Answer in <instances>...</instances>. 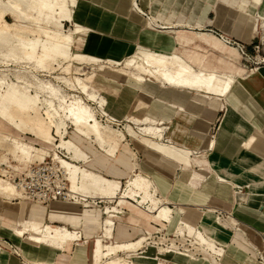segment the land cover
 Instances as JSON below:
<instances>
[{"label":"crops","instance_id":"0c3cea01","mask_svg":"<svg viewBox=\"0 0 264 264\" xmlns=\"http://www.w3.org/2000/svg\"><path fill=\"white\" fill-rule=\"evenodd\" d=\"M76 7L72 27L77 24L83 31L75 36L74 52L101 62L122 63L142 46L178 54L197 67L203 66L204 57L215 55L226 59L227 67L234 72L233 59L241 55L236 48L221 43L220 36L244 45L249 58L238 66L240 74L221 97L166 85L158 87L159 94L152 93L145 87L146 81L138 82L118 71L97 74L93 87L105 96L113 112L123 118L137 105H147L144 116L169 124L165 127L169 144L160 142L163 137L151 136L146 139L148 144L136 143L134 139L138 138L125 131L117 144L99 141L87 146V170L99 177L87 179L82 186L90 189L88 194L109 200L120 192L119 199L127 200L125 207L119 206L123 211L120 215H115V207L104 212L101 206L92 204L94 200L90 206L77 201L42 206L0 197V264L171 262L173 256L162 258L159 252L164 245L144 244V240L160 229L172 234L182 217L201 225L218 241L238 240L244 248L254 243V249L264 255V0H78ZM144 118L159 128L155 120ZM215 127L217 132L210 138L209 132ZM12 132L11 136H21L14 128ZM138 175L149 179L151 198L171 210L170 220L156 219L158 212L151 201H144L134 187V199L122 198L129 181ZM232 186L250 188L244 203H236ZM216 210L229 213L228 219L217 221L213 214ZM34 218L78 232L80 239L63 248L32 243L28 234L20 235L18 230ZM236 222L250 229L247 237L242 229L235 228ZM185 225L187 222L178 228V234L188 228ZM199 233L214 250L201 252L210 262H218L213 257L216 250L212 240ZM96 238L106 247L124 248L115 249L114 254L96 263L92 257ZM138 242L140 247H127ZM238 249L231 246V264H250L251 259Z\"/></svg>","mask_w":264,"mask_h":264},{"label":"rangeland","instance_id":"374dc122","mask_svg":"<svg viewBox=\"0 0 264 264\" xmlns=\"http://www.w3.org/2000/svg\"><path fill=\"white\" fill-rule=\"evenodd\" d=\"M8 0H2L1 2L6 4ZM8 3V2H7ZM67 3V11H64L60 15L57 14L58 11L55 9V13L50 17L49 23H34L33 20H23L19 21L16 18H13L11 12H9V8H6L8 11H6L5 20L8 24H23L30 28H35L37 25L41 26L45 30H49L50 34H57L58 32L62 34H72L75 42V36H79V34L83 31V28L79 25H75V29L72 27V21L74 20L73 12L76 10V6L78 5V0H75L73 3L70 0H66ZM135 2H133L134 7ZM8 6V4H6ZM25 6V5H24ZM23 6V7H24ZM9 7V6H8ZM24 10L26 8L24 7ZM36 11L33 12L35 14ZM0 24H5V21L0 22ZM29 25V26H28ZM78 30V32H76ZM43 35V34H42ZM11 38V37H9ZM42 43L48 41L47 38L42 36L41 38ZM221 43L226 44L224 41L221 40ZM72 45H70L67 49H61L58 47H53L50 44H48V51L44 54L43 49L39 48L38 52L40 55L44 54L45 58V64L41 66H33L25 63V60H20L17 64L12 62L10 60L11 58H7L0 55V74L1 77L3 76L2 73H4V76L6 77V82L9 83L12 87H14L16 84L18 87H25L28 91H24L25 98L27 102L31 103L33 107L37 110L38 114L46 118V115L44 116V112L46 111V100L52 101L54 104V110L52 111V114L54 115L53 121L55 124L59 125L60 128V135L56 134V129L51 127L50 130V139L47 141L37 135V133L34 131V129L31 128V126L26 125L23 123V120L19 115H13L8 109V111L2 116L0 114V179L1 187H3L4 181L5 184H12L15 186V183H17L18 179L20 177V172L23 170V168L26 165L29 164H37V163H43V162H52L56 165L59 163V161L64 160L71 166H77L80 169V181L77 184L78 192L80 196H74V199L82 204H88L90 206V201L94 200L97 202H100V206L102 207L103 211H106L107 208H114L117 203H119L120 207H125L126 201L122 202L120 198V192L117 193L116 198L113 200H109L107 198H101L96 194H88L90 189L88 188V191L82 184L87 182V179L98 176L96 174H93L91 171L87 170V166L90 165L87 161V153L86 151H90V149L87 148V146L91 145L92 142L94 144L99 143L96 136H93L92 134H85L82 130L74 126L71 120V116L66 110L67 105L72 100L71 97H77L81 99L85 104L90 106L91 110L94 112L96 119L98 120L100 127L102 129L110 130L113 134H123V132H128V126H131L130 128L134 133H129V135L134 136L137 139H134L135 142L142 141V143L148 144L146 139L148 137L144 135H140L139 128H141V125H132V121L134 118H144L149 117L152 120L156 121V125L159 128L163 129V139L160 141L163 144H169L165 139V134H167V129L165 127H169V124H164L162 120L156 119L154 117H151L149 115L144 116V114H147V105L145 104H139L136 106L135 111L131 113L130 115H126L122 118V116H118L115 112H113L111 109L110 104L108 103V100L105 98V96L100 95L98 91H96L93 87V80L97 74H100L102 72L106 71H118L124 75L132 77L134 80L138 82H145V87L151 89L150 92L158 94L160 93L158 91V87H160L161 84L155 83L152 78H149L147 75H143L144 79H139L135 76L138 75L137 71L135 70V65L138 62H142V59L144 56L147 55H160L166 59H172V58H179L186 62H188L191 66H193L196 70L200 69H207V70H214L217 73L224 74L226 76H231L233 78H236L237 74L239 73L238 66H242L244 63L243 57L240 56L236 59H233L235 62L236 70L234 72H231V70L226 65V59L216 57L214 56H207L204 57L203 66L197 67L196 65L191 64L186 58L181 57L178 54L174 53H168L164 51H156L147 49L145 47H140L131 57L126 59L124 62H115V61H106L101 62L99 59L91 56H87L78 52H74L76 49ZM75 45V44H74ZM227 45V44H226ZM1 51V50H0ZM4 51L7 52L5 49L2 50V53L4 54ZM1 53V52H0ZM1 53V54H2ZM82 55V58H72V55ZM1 58L7 59V63H4V60L2 61ZM12 63H10L9 61ZM134 60V62L131 65H126L127 61ZM3 62V63H2ZM10 64H9V63ZM20 62H24L21 63ZM27 64V65H26ZM29 65V66H28ZM233 69V68H231ZM7 70V71H5ZM239 70V71H238ZM17 71L20 74L19 76L22 77V79L18 80L16 79ZM6 74V75H5ZM34 77V78H33ZM81 78V85L76 84L75 78ZM37 79L45 82H52L55 87H58L60 89V94L66 96V100L64 102H59L56 97L51 96L50 94H47L45 92H42L37 87ZM154 82V83H153ZM15 83V84H14ZM153 83V84H152ZM155 84V85H154ZM14 85V86H13ZM84 85H86V88L84 90ZM163 86V85H162ZM16 87V86H15ZM24 88V89H25ZM15 90V89H14ZM155 90V91H154ZM3 91L2 85H0V92ZM22 92V93H23ZM3 93V92H2ZM21 93V94H22ZM24 95V94H23ZM203 95L206 96L204 93ZM158 96V95H157ZM156 96V97H157ZM155 97V96H154ZM155 97V98H156ZM16 100H13L12 103H15ZM142 110V111H141ZM146 110V111H145ZM43 114V115H42ZM105 114L110 115L111 117L122 121L123 123L120 125H112L105 119ZM132 116V117H131ZM49 121L48 119L46 120ZM45 121V122H46ZM159 121L161 123H159ZM219 124V123H218ZM218 126V125H217ZM13 128L17 131L21 132V136L14 135L11 136V134H14ZM137 132L139 134H137ZM217 132V127L212 129L209 132L210 138L214 137ZM33 135V136H32ZM127 138V137H126ZM130 139V138H129ZM144 140V141H143ZM87 143L88 145L84 144ZM32 146L34 149H30L32 155L28 158L22 154L21 149L24 148V146ZM93 147V146H92ZM29 148V147H28ZM44 150L45 152L38 151ZM72 153L79 154L76 155V157L72 156ZM204 160L206 165L208 166V161L206 160V154H203ZM201 156V155H198ZM58 158V159H57ZM187 158H189L187 156ZM82 162V163H79ZM83 162H87V164L83 165ZM60 164V163H59ZM66 171V170H65ZM206 172L210 173L211 169L206 168ZM67 173V172H66ZM84 173H89L90 176H85ZM68 175L65 174L66 183L69 188H71V185L69 181L67 180ZM99 177V176H98ZM16 179V180H15ZM7 182V183H6ZM7 184V185H8ZM233 188V198L236 201V203H244V197H247V193L250 190L249 187H239V186H232ZM16 190L18 192L17 195H7L0 191V197H6L8 200H16L21 202H27L30 204L29 201H27L24 198V195H22V191L19 190L16 187ZM92 192H96L92 190ZM83 196V197H82ZM76 197V198H75ZM86 197V198H85ZM134 199V197H131ZM83 200H86L88 202H84ZM37 205V204H35ZM121 209V208H120ZM213 214L216 216V220H222V219H228L229 213L222 212L216 210L213 212ZM106 218V216L104 217ZM183 222L190 223L193 225L196 229V231H199L206 235L210 240H212L214 244V248L217 251L221 252V255H213V257L220 263V264H231V246H236L237 248H241V251L244 256L251 259L249 260L250 264H264V255H260L259 251L255 250V246L253 244H248L247 248L243 247V244L240 243L238 240H235L234 243H224L221 241H218L217 239L211 237L206 231L201 227V225L196 224L194 222H191L190 220L187 221L184 217L179 219L177 229L172 234L166 235L164 233L163 229H160L157 234L147 235V242H153L154 244H162L166 247L172 246V244L179 249V251H175L177 253H164L162 249H159V252L162 255V258L165 257V255L173 256L174 260L171 262H163L162 260H157L156 264H211L210 260L206 259L201 250H198V245L194 242L193 237H188L185 235H179L177 233L178 228L183 224ZM242 229L244 236H248V231L250 230L245 225L244 227H240V224L238 222L235 223V228ZM253 242L256 241L255 236L252 235ZM195 245V246H194ZM264 246V244L262 243ZM197 246V248H196ZM158 247V246H157ZM243 247V248H242ZM161 248V246H160ZM196 248V249H195ZM253 248V249H251ZM196 250V251H195ZM186 253L189 256H184L178 254ZM230 253V254H229ZM161 258V257H160ZM177 258V259H176ZM178 259H184L179 260ZM178 260V261H177ZM234 261V260H233ZM237 261V260H236ZM236 264H243L242 262L237 261Z\"/></svg>","mask_w":264,"mask_h":264},{"label":"bare ground","instance_id":"6f19581e","mask_svg":"<svg viewBox=\"0 0 264 264\" xmlns=\"http://www.w3.org/2000/svg\"><path fill=\"white\" fill-rule=\"evenodd\" d=\"M0 0V22L5 21L6 8H9V12H11L13 18L18 19L19 21H27L33 20L34 23H49L50 17L55 13V9L57 14H61L64 11H67V3L66 0H8L5 4L6 8H4V4ZM72 3L75 0H70ZM232 4V3H231ZM25 5V6H24ZM26 10H24V7ZM134 8L137 9V4H134ZM242 8V7H241ZM246 8V7H245ZM239 9V8H238ZM234 10V9H233ZM36 11L35 14L33 12ZM142 13V12H140ZM241 13V12H240ZM247 14V13H246ZM23 21V22H25ZM28 22V21H27ZM156 25V24H155ZM29 26V25H28ZM163 28V27H162ZM78 32V30H76ZM49 30H45L41 26H36L35 28L27 27L23 24H0V52L5 49L4 54L0 53L1 56H5L7 58H11L13 64L20 60L24 61L27 64L35 66H41L45 64L44 54L48 51V44L53 47H58L61 49H67L74 43V38L72 34H62L58 32L57 34H50ZM43 34V35H42ZM42 36L48 39V41L42 43ZM11 37V38H9ZM224 41V39H222ZM39 48L43 49L42 55L39 54ZM82 55H72V58H82ZM3 58H1L2 60ZM4 63H7V59H3ZM2 60V61H3ZM9 61V59H8ZM112 62L111 60H109ZM1 62V61H0ZM12 63L11 61H9ZM8 62V63H9ZM17 62V64H18ZM134 60H130L126 62V65H131ZM3 63V62H2ZM9 63V64H10ZM24 63V62H20ZM26 64V65H27ZM28 65V66H29ZM135 70L138 75L135 76L137 80L144 79L143 75H147L149 78H152L155 83H159L163 86H169L174 88H188L191 90H195L198 92H204L211 95H219L220 97L225 95L232 84L234 83V78L231 76H226L224 74L217 73L214 70L207 69H194L188 62L179 59L172 58L166 59L160 55H147L144 56L142 62H138L135 65ZM7 71V70H5ZM1 77L0 74V85H2L3 93L0 92V114L3 116L9 109L13 115H19L23 120V123L31 126L32 129L37 133V135L45 140L50 139V130L51 127L56 129V134L60 135L59 125L55 124L53 121L54 115L52 111L54 110V104L52 101L46 100V111L43 113L44 116L49 120L48 122L45 120V117H41L37 110L33 107V105L27 102L25 98V92L28 91L22 87H18L16 84L14 87L9 85L6 82V77L4 73ZM6 75V74H5ZM20 74L17 71L16 79H22ZM34 78V77H33ZM139 78V79H138ZM81 78L76 77L75 83L81 85ZM147 81V80H145ZM153 82V83H154ZM152 83V84H153ZM15 84V83H14ZM143 85V84H142ZM155 85V84H154ZM37 87L47 94L56 97L59 102H64L66 100V96L60 94V89L55 87L52 82H45L37 79ZM84 90L86 85L83 86ZM15 89V90H14ZM146 89V88H145ZM151 90V89H150ZM155 91V90H154ZM23 92V93H22ZM22 93V94H21ZM24 94V95H23ZM218 96V97H219ZM214 97V96H213ZM216 97V96H215ZM70 103L67 105L66 110L71 116L72 123L74 126L83 131V133L89 135L93 134L96 136L98 141L102 143H114L117 144L119 141V137L123 136L122 134L118 136L117 134H113L110 130H105L100 127L98 120L94 112L91 110L90 106L85 104L81 99L77 97H71ZM13 100H16L15 103H12ZM42 114V115H43ZM46 121V122H45ZM134 125H141L139 131L142 135L146 137H154L157 139H162L163 130L153 126V123L147 118H135L133 120ZM129 133H134L130 126H128ZM255 140V139H254ZM259 141V140H258ZM148 143V142H147ZM29 147V148H28ZM30 149H34L32 146H24L21 149L22 154L27 158L32 155ZM41 152H45L44 150H39ZM58 159V158H57ZM61 166L67 172V180L71 185V191L75 196H80L78 192L77 184L80 181V169L77 166H71L64 160L59 161ZM85 176H90L89 173H84ZM2 180L0 179V185ZM149 179L144 175H138L134 179H131L128 184L127 193L122 195L123 199L130 198L134 196V187L136 190H139L143 194V200H150L153 210L157 211L158 214L155 216L156 219L164 218L165 220H170L171 218V210L167 209V207L159 206L158 202L151 198L149 193ZM7 183V182H6ZM8 184V183H7ZM3 184V187L0 186V191L7 195H17L18 192L16 187L12 184ZM124 193V192H123ZM83 197V196H82ZM86 198V197H85ZM35 219V218H34ZM110 223V222H109ZM111 224V223H110ZM188 228L183 230L184 232L179 233V235L185 236H194V242H198V250L201 249L203 253H207L208 250H213L212 244L208 242V240L202 236L198 231H196L193 225H189L187 223ZM188 229V230H186ZM20 235L28 234V240L35 244H47L56 246L58 248H63L70 241L79 240L80 235L77 233H73L68 229L57 227L49 223H45L43 218H37L32 222L27 223L22 226L20 230H18ZM105 240L106 237H105ZM148 238L144 240V244L147 242ZM195 246V245H194ZM127 247H140V242L136 244H129ZM121 247H106L105 244L99 239L96 238L95 247L92 252V257L96 260V263H99L104 257L110 256L115 253V249H122ZM197 248V246H196ZM195 248V249H196ZM107 249V251H104ZM162 251L166 253H177L179 249L172 246H168L166 248H161ZM205 249V250H203ZM177 251V252H175ZM196 251V250H195ZM214 251V250H213ZM178 254H185L179 252ZM216 255H221L220 251L216 250ZM209 257V255H207ZM135 264V263H133ZM211 264H220L215 260L211 259Z\"/></svg>","mask_w":264,"mask_h":264},{"label":"built area","instance_id":"2783aa9c","mask_svg":"<svg viewBox=\"0 0 264 264\" xmlns=\"http://www.w3.org/2000/svg\"><path fill=\"white\" fill-rule=\"evenodd\" d=\"M220 38L224 39V42L228 46L236 48L244 61L249 58L244 45L223 36H220ZM256 50H258V47H256ZM104 116L106 121L112 125L118 126L123 123L108 114ZM65 174L67 175L61 164L55 165L53 161L29 164L20 172V177L17 178L18 181L15 183V186L22 191V195H24L27 201L37 205L49 206L53 202L76 201L71 188L66 183ZM83 201L86 202V200ZM92 204L100 206L101 203L93 201ZM115 209L117 211L115 215L123 213L119 207V203H117ZM75 233L78 234V232Z\"/></svg>","mask_w":264,"mask_h":264}]
</instances>
